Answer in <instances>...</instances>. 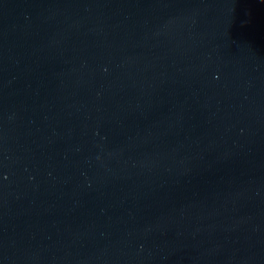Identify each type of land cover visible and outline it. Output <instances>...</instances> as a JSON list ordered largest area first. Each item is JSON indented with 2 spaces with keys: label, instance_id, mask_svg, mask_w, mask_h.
<instances>
[{
  "label": "water",
  "instance_id": "obj_1",
  "mask_svg": "<svg viewBox=\"0 0 264 264\" xmlns=\"http://www.w3.org/2000/svg\"><path fill=\"white\" fill-rule=\"evenodd\" d=\"M0 264H264V0H0Z\"/></svg>",
  "mask_w": 264,
  "mask_h": 264
}]
</instances>
